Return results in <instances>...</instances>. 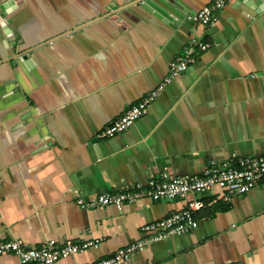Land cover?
<instances>
[{
    "label": "crops",
    "instance_id": "crops-1",
    "mask_svg": "<svg viewBox=\"0 0 264 264\" xmlns=\"http://www.w3.org/2000/svg\"><path fill=\"white\" fill-rule=\"evenodd\" d=\"M210 1L0 0L9 21L0 23V242L98 240L53 263L93 264L201 199L194 229L121 264H264V180L228 201L189 194L120 209L78 203L264 154V0H229L213 26L188 18ZM192 39L210 46L194 49L192 66L146 114L97 138L156 89ZM0 264L19 261L6 252Z\"/></svg>",
    "mask_w": 264,
    "mask_h": 264
},
{
    "label": "built area",
    "instance_id": "built-area-1",
    "mask_svg": "<svg viewBox=\"0 0 264 264\" xmlns=\"http://www.w3.org/2000/svg\"><path fill=\"white\" fill-rule=\"evenodd\" d=\"M229 0H211L188 18L196 23L213 26L215 13L221 10ZM210 45L191 40L190 46L181 55L175 57L168 66V73L155 90L148 93L139 102L129 106L124 113L104 126L96 134L97 138L111 137L125 131L135 120L146 114L149 104L157 94L176 76L185 73L194 63L192 55L194 49L205 50ZM264 180V154L256 156H233L228 160L211 161L200 174L151 178L146 189L137 186L118 193L99 194L87 203L78 200L81 207H95L113 205L120 209L124 203H132L148 197L153 201L183 199L187 195H201L205 197H219L228 201L231 197L243 195ZM201 199L189 202L186 208L172 213L166 218L145 224L142 231L147 236L140 241L118 249L111 256L97 260L93 264H121L138 251L144 249L151 242L161 240L171 235H184L197 226L193 212L203 207ZM98 240L81 243L67 241L61 246H54L52 242L40 248H32L21 241L0 242V253H14L19 264H53L59 259L80 253L89 247L97 246Z\"/></svg>",
    "mask_w": 264,
    "mask_h": 264
},
{
    "label": "water",
    "instance_id": "water-1",
    "mask_svg": "<svg viewBox=\"0 0 264 264\" xmlns=\"http://www.w3.org/2000/svg\"><path fill=\"white\" fill-rule=\"evenodd\" d=\"M142 0H139V2H141ZM145 2L149 5H151V3H149V0H145ZM8 8L11 6V2H7ZM1 13H3V11H1ZM9 21H6L5 19H3L2 15L0 14V23L3 26H6V24H8ZM8 34V33H7ZM11 33H9L8 35H10Z\"/></svg>",
    "mask_w": 264,
    "mask_h": 264
}]
</instances>
